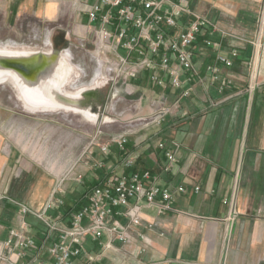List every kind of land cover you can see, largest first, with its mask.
<instances>
[{"label": "crops", "instance_id": "crops-1", "mask_svg": "<svg viewBox=\"0 0 264 264\" xmlns=\"http://www.w3.org/2000/svg\"><path fill=\"white\" fill-rule=\"evenodd\" d=\"M188 1L195 12L230 35L215 31L199 37L194 48L198 75L188 80L184 73L182 88L169 82L165 88L171 100L179 98L182 90L190 89L189 94L180 97V105L161 127L140 129L128 141V148L138 155L137 170L149 169L163 186H184L186 191L175 193L176 210L162 215L146 210L145 220L154 227H140L147 236L145 252H139L141 240L128 246L118 240L101 260L78 264H264V0ZM0 6L9 21L24 9L51 22L66 18L87 22L70 0H0ZM258 32L256 47L253 37ZM206 39L221 46L209 47ZM234 48L239 56L232 65L217 61L219 52L230 53ZM211 64L218 65L219 76L230 81L223 90L208 70ZM144 77L142 86L147 89V74ZM252 80L257 85L250 91ZM139 103L140 108L134 106L136 116L148 113L149 102ZM144 133L149 139L142 141ZM160 141L165 143L164 150L158 147ZM173 148H177V161L165 170V151ZM24 152L19 144L0 143V193L41 208L49 193L27 187ZM120 157L115 145L105 158L115 163ZM16 214V205L0 200L1 238L17 224ZM29 220L41 226L32 217ZM107 239L104 235L102 242ZM86 248L96 253L100 245L87 240Z\"/></svg>", "mask_w": 264, "mask_h": 264}, {"label": "built area", "instance_id": "built-area-1", "mask_svg": "<svg viewBox=\"0 0 264 264\" xmlns=\"http://www.w3.org/2000/svg\"><path fill=\"white\" fill-rule=\"evenodd\" d=\"M70 2L79 14L87 18L86 24L80 22L79 27L93 38L98 49L109 55L112 82L122 81L128 90L141 91L140 101H148L150 110L133 117L130 127L113 132L99 142L98 152L92 148L91 162H84L81 168L74 169L73 165L65 170L41 208L0 193V200L17 206V224L8 229L5 238L0 237V264L92 263L114 250V243L118 240L124 246L141 240L143 244L139 252H145L148 241L140 227H154L153 223L145 220L146 210L153 209L158 215L176 210L175 193L185 192L186 188L163 186L151 170H137L138 155L127 147L129 136L140 129L161 127L180 105V97L189 94L190 89L182 90L179 98L171 100L165 88L168 82L176 89L182 88L184 73L188 74V80L198 75L194 48L199 37L215 31L230 35L195 12L188 0ZM205 42L209 47L221 46L210 39ZM238 56L239 51L234 48L230 53L219 52L217 61L230 66ZM208 70L214 80L220 81V90L230 83L227 78L219 76L218 65L211 64ZM145 74L148 76V89L142 86ZM256 85L252 80L249 90L253 91ZM159 87L161 90H157ZM143 135L142 141L149 139L146 133ZM115 145L121 157L115 163H108L102 155L109 156ZM158 147L164 150V141H160ZM165 155L168 162L164 169L169 170L177 161V148L166 150ZM91 168L101 173L95 176L94 185L76 200L77 204H73L77 206L82 202L81 205L68 212L61 211L66 203L62 184L69 180L82 182L84 171ZM29 217L39 221L41 226L31 223ZM104 235L108 239L102 242ZM88 238L99 242L98 252L92 253L86 248Z\"/></svg>", "mask_w": 264, "mask_h": 264}, {"label": "rangeland", "instance_id": "rangeland-1", "mask_svg": "<svg viewBox=\"0 0 264 264\" xmlns=\"http://www.w3.org/2000/svg\"><path fill=\"white\" fill-rule=\"evenodd\" d=\"M2 10L0 6V44L44 46L50 41L57 47L67 46L66 51L72 61L84 73L80 85L110 75L109 63L103 60L104 56L109 58V55L97 48L93 38L79 27L75 18L51 22L20 9L18 16L9 21L8 13H2ZM258 41L259 32L253 37L256 47ZM254 61L255 56L252 66ZM113 85L119 86L123 94L116 93L107 104V115L95 122L82 114L65 113L62 110L30 112L21 107L11 83L0 84V143L19 144L25 148L23 163L28 165L29 171L24 174L23 180L30 182L27 187H37L36 191L50 194L65 170L71 169L73 165L74 169L81 168L84 162H91L92 148L98 152L99 142L121 127L124 129L130 127V123L133 124L134 120L131 119L137 113L134 106L140 108V92L128 90L122 81ZM116 122H125L126 125L119 127ZM100 173L91 168L84 171L82 182L65 181L62 184L65 202L73 206L76 202L73 200L79 199ZM65 204L60 208L61 211H64Z\"/></svg>", "mask_w": 264, "mask_h": 264}, {"label": "water", "instance_id": "water-1", "mask_svg": "<svg viewBox=\"0 0 264 264\" xmlns=\"http://www.w3.org/2000/svg\"><path fill=\"white\" fill-rule=\"evenodd\" d=\"M68 48L48 45L0 47L1 83L9 82L27 102L74 112H90L95 118L106 114V107L116 93L112 80L72 91L71 81L79 83L77 65ZM75 80V82H74ZM53 106V107H52Z\"/></svg>", "mask_w": 264, "mask_h": 264}, {"label": "bare ground", "instance_id": "bare-ground-1", "mask_svg": "<svg viewBox=\"0 0 264 264\" xmlns=\"http://www.w3.org/2000/svg\"><path fill=\"white\" fill-rule=\"evenodd\" d=\"M264 25V24H263ZM262 34V33H261ZM49 44V43H48ZM48 44H46V45H48ZM0 47H2V48H6V47H31V46H24V45H22V46H17V45H13V44H10V45H2V44H0ZM261 52V51H260ZM68 53V52H67ZM69 54V53H68ZM70 55V54H69ZM77 67V75H81L82 74V71L80 70V68L78 67V66H76ZM100 74V73H99ZM82 76V75H81ZM108 78H110V79H112L111 78V76L110 75H108V76H105V77H101V78H99V79H97V80H95L93 83H90V84H82V85H80V83H82V81H80L79 83L76 81L75 82V80H74V82L75 83H73V81H71V83L70 84H73V90L72 91H78V89H80V88H82V87H89V86H94V85H97V84H100L101 82H103V81H106ZM1 78H0V84H1ZM102 84V83H101ZM13 86V85H12ZM15 89V88H14ZM16 91V94H17V96H18V98H19V101H20V104H21V107L23 108V109H26V110H28V111H30V112H40V113H44V112H52V111H59V110H62L61 108H57V107H54V108H49V107H51V106H47V105H36V104H32L31 102H27L26 100H24L21 96H20V94L18 93V91L17 90H15ZM53 107V106H52ZM63 112H69V113H73V114H82V115H84V116H86L87 118H89V119H91L92 121L93 120H95V122L96 121H98L99 119L101 120V119H103V116H105V115H107V114H103L102 115V117H99L98 119L97 118H95V116L96 115H92L89 111L88 112H74V111H69V110H67V111H65V110H62ZM97 117V116H96ZM117 123V122H116ZM116 125H118L119 127L120 126H124V125H126V123L125 122H118ZM122 128V127H121Z\"/></svg>", "mask_w": 264, "mask_h": 264}, {"label": "trees", "instance_id": "trees-1", "mask_svg": "<svg viewBox=\"0 0 264 264\" xmlns=\"http://www.w3.org/2000/svg\"><path fill=\"white\" fill-rule=\"evenodd\" d=\"M55 46H56V45H55ZM56 47H57V46H56ZM127 147H128V144H127ZM104 159L107 160L105 157H104ZM94 183H95V181L93 180L92 183H90V184L87 186V188L89 189L90 187H92V186L94 185ZM88 189H87V190H88ZM76 200H78V199H75V200H73V201H76ZM81 203H82V202L78 203L77 206H72L70 203L66 202V204H65V206H64V210L67 211V212H68L69 210L71 211V210H73L74 207H75V208H76V207L78 208V207L81 205ZM75 204H77V203L75 202Z\"/></svg>", "mask_w": 264, "mask_h": 264}, {"label": "flooded vegetation", "instance_id": "flooded-vegetation-1", "mask_svg": "<svg viewBox=\"0 0 264 264\" xmlns=\"http://www.w3.org/2000/svg\"><path fill=\"white\" fill-rule=\"evenodd\" d=\"M66 48H67V46H66ZM98 56H99V55H98ZM103 60H104L105 62H109V61H110L109 58H108V57H105V56H104ZM113 92L119 94V93H122V90L119 88V86H114V87H113Z\"/></svg>", "mask_w": 264, "mask_h": 264}]
</instances>
